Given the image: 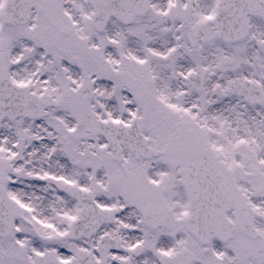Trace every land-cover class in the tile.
Listing matches in <instances>:
<instances>
[{
  "label": "snow or ice",
  "instance_id": "1",
  "mask_svg": "<svg viewBox=\"0 0 264 264\" xmlns=\"http://www.w3.org/2000/svg\"><path fill=\"white\" fill-rule=\"evenodd\" d=\"M0 264H264V0H0Z\"/></svg>",
  "mask_w": 264,
  "mask_h": 264
}]
</instances>
